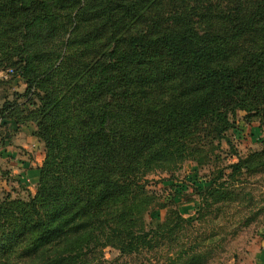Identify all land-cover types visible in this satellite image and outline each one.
I'll use <instances>...</instances> for the list:
<instances>
[{
    "label": "trees",
    "instance_id": "obj_1",
    "mask_svg": "<svg viewBox=\"0 0 264 264\" xmlns=\"http://www.w3.org/2000/svg\"><path fill=\"white\" fill-rule=\"evenodd\" d=\"M0 41V64L44 91L31 115L48 146L36 194L0 199V264H115L108 246L198 259L170 250L192 225L178 207L147 220L148 175L208 161L239 110L264 117V0H0ZM222 174L203 204L227 194Z\"/></svg>",
    "mask_w": 264,
    "mask_h": 264
},
{
    "label": "rangeland",
    "instance_id": "obj_2",
    "mask_svg": "<svg viewBox=\"0 0 264 264\" xmlns=\"http://www.w3.org/2000/svg\"><path fill=\"white\" fill-rule=\"evenodd\" d=\"M27 87L18 65L0 64V199L28 200L35 195L47 155L46 140L31 115L44 91L38 86L27 91ZM235 121L236 126L227 131L230 142L215 140L205 163L188 160L180 169L148 175L147 188L155 202L147 220L163 218L167 208L160 203L171 202L192 222L170 249L175 252L182 244H199L198 259H186L189 264H253L264 240V162L257 165L259 157L252 159L251 168L244 167L235 180L228 176L232 163L264 149V117L256 111L239 110ZM221 171L218 181L227 180V194L218 202L208 198L210 204H203L200 190ZM30 177L35 178L33 185L25 182ZM104 254L115 264H150L151 253L120 255L118 249L108 246Z\"/></svg>",
    "mask_w": 264,
    "mask_h": 264
},
{
    "label": "crops",
    "instance_id": "obj_3",
    "mask_svg": "<svg viewBox=\"0 0 264 264\" xmlns=\"http://www.w3.org/2000/svg\"><path fill=\"white\" fill-rule=\"evenodd\" d=\"M33 183H35V178L30 177ZM26 182V181H25ZM253 264H264V240L261 244V247L259 248L257 255L255 257V261Z\"/></svg>",
    "mask_w": 264,
    "mask_h": 264
},
{
    "label": "built area",
    "instance_id": "obj_4",
    "mask_svg": "<svg viewBox=\"0 0 264 264\" xmlns=\"http://www.w3.org/2000/svg\"><path fill=\"white\" fill-rule=\"evenodd\" d=\"M26 182L29 185H33L34 184L33 181L31 180V178L26 179Z\"/></svg>",
    "mask_w": 264,
    "mask_h": 264
}]
</instances>
